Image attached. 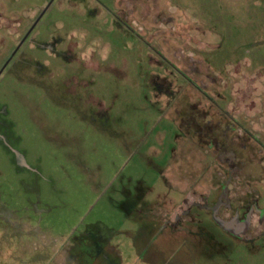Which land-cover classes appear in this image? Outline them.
<instances>
[{
  "label": "rangeland",
  "instance_id": "1",
  "mask_svg": "<svg viewBox=\"0 0 264 264\" xmlns=\"http://www.w3.org/2000/svg\"><path fill=\"white\" fill-rule=\"evenodd\" d=\"M50 1L0 0V69ZM231 117L264 209V0H53L0 75V264H264L258 214L167 226L229 179L199 143Z\"/></svg>",
  "mask_w": 264,
  "mask_h": 264
},
{
  "label": "flooded vegetation",
  "instance_id": "2",
  "mask_svg": "<svg viewBox=\"0 0 264 264\" xmlns=\"http://www.w3.org/2000/svg\"><path fill=\"white\" fill-rule=\"evenodd\" d=\"M227 128H230V125H227ZM226 133H228V131H226ZM211 139L213 140L215 139V137H211ZM212 140L208 139L210 143H214L216 147L220 149L218 154L219 160L229 166V170H228L229 176L233 175V173L240 170L241 167L239 166L238 163L235 162V158L237 157L236 153L232 149H228L223 142L220 141L213 142ZM246 146L247 144L242 145V150H245ZM239 163L242 164L243 161L241 160L239 161ZM228 184L229 181L227 180L226 184H224L220 188V191L218 192L216 199L213 200L211 203L207 202V197H203L202 201H194L193 203L190 204V206L187 209H184L181 213L176 214L173 222L168 221L167 226L170 227L172 235H175L177 232L182 234L184 233L186 234L188 232L187 224L192 220L196 219V217L193 216V212H192L193 207H197L198 209H206L210 213V216L213 218V211L210 207L217 205L218 215L222 217L221 213L223 211L232 212L230 219H235L237 222H242L245 220H248L249 222L254 214H258L261 218L264 217V209H262L260 206L256 204V200L253 203H249L247 205L234 204L233 199L230 197ZM184 201H185V197H184ZM222 228L225 229L224 227ZM227 232H229L231 235L236 237H239L241 235V233L234 234L231 231H227Z\"/></svg>",
  "mask_w": 264,
  "mask_h": 264
},
{
  "label": "crops",
  "instance_id": "3",
  "mask_svg": "<svg viewBox=\"0 0 264 264\" xmlns=\"http://www.w3.org/2000/svg\"><path fill=\"white\" fill-rule=\"evenodd\" d=\"M220 97H222V96H220ZM219 106H222V105H219ZM236 123H237V121H235V120H233V117H231L230 119H228V124L227 125H230V128H227V125H226V129H224V132L221 134V135H219V134H217V135H215V134H211V135H209L208 137H206L205 136V143H202V142H200L199 144H201L202 146H207V148L206 149H211V148H213L212 147V143H210L209 141H208V139H210L211 137H215L216 139H217V141H220V142H223L226 146H227V148L228 149H232L235 153H236V158H235V162L236 163H238L239 164V162L237 161L238 160V154H237V151L235 150V148H233L232 147V145L234 144V141L235 140H233L234 138H239V136H240V134L239 133H236V135H234V127L236 126ZM235 125V126H234ZM226 131H228V133H226ZM197 136V135H196ZM247 136H249V137H251V135H248V134H245L244 136H243V138L245 137V139L246 140H250V138H248ZM203 137V136H202ZM247 137V138H246ZM216 141V142H217ZM233 142V143H232ZM215 145V144H214ZM210 146V147H209ZM216 146V145H215ZM214 146V147H215ZM243 151H245V150H243ZM219 159V158H218ZM220 161V160H219ZM243 162H244V160H242ZM221 162V161H220ZM222 163V165H226V167L228 168V170H229V166L227 165V164H225V163H223V162H221ZM231 177H232V175H230L229 176V173H228V178L229 179H227L228 181H229V183H230V180H231ZM226 180V181H227ZM226 181L224 180V181H221V183H215V185L214 186H212V188H211V190H210V192L207 194V195H205L204 197H207V198H209V197H212V199L213 200H215L216 199V196H217V194H218V192L220 191V188L224 185V184H226ZM195 191V190H194ZM209 195V196H208ZM223 218V217H222ZM224 219V218H223ZM66 250H68V248H66ZM66 254H62V256H61V258H62V262H65V261H67V257L68 256H66Z\"/></svg>",
  "mask_w": 264,
  "mask_h": 264
},
{
  "label": "water",
  "instance_id": "4",
  "mask_svg": "<svg viewBox=\"0 0 264 264\" xmlns=\"http://www.w3.org/2000/svg\"><path fill=\"white\" fill-rule=\"evenodd\" d=\"M51 0L43 9L40 15H38V18L34 21V23L31 25V27L29 28V30L25 33V35L23 36V38L21 39V41L17 44V46L15 47V49L13 50V52L11 53L9 59L6 61V63L1 67L0 69V75L2 74L3 70L5 69V67L7 66V64L9 63L10 59L15 55V53L17 52V50L21 47V45L23 44V42L26 40L27 36L30 34V32L34 29V27L36 26V24L38 23L39 19L42 17V15L47 11V9L50 7V5L52 4ZM213 211V219L214 221L219 224L221 227H224L227 231H231L234 234H238V233H242L245 232V230H247L248 226H249V222L248 220L242 221V222H237L235 219H231V220H225L223 219L220 215H218V206H213L210 207Z\"/></svg>",
  "mask_w": 264,
  "mask_h": 264
},
{
  "label": "trees",
  "instance_id": "5",
  "mask_svg": "<svg viewBox=\"0 0 264 264\" xmlns=\"http://www.w3.org/2000/svg\"><path fill=\"white\" fill-rule=\"evenodd\" d=\"M1 5H2V4H1ZM9 10H10L9 8H6V7H4V6L2 5V6L0 7V15H2V12H6V13L8 14V16H9V15L12 13V12H10ZM4 31L8 32V29L5 28ZM4 31H2V32L5 33ZM26 32H27V30H26ZM26 32H25V33H26ZM31 32H32V31H31ZM0 33H1V32H0ZM8 33H9V32H8ZM25 33H24V35H25ZM3 35H4V34H3ZM24 35H23V36H24ZM14 49H15V47H14ZM14 49H13V50H14ZM13 50H12V51H13ZM17 51H18V50H17ZM16 53H17V52H16Z\"/></svg>",
  "mask_w": 264,
  "mask_h": 264
}]
</instances>
